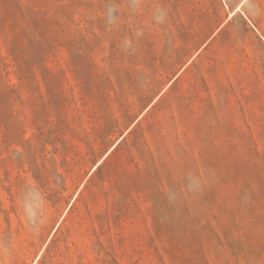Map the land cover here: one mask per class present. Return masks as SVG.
<instances>
[{"label": "rangeland", "instance_id": "obj_1", "mask_svg": "<svg viewBox=\"0 0 264 264\" xmlns=\"http://www.w3.org/2000/svg\"><path fill=\"white\" fill-rule=\"evenodd\" d=\"M0 264H264V0H0Z\"/></svg>", "mask_w": 264, "mask_h": 264}]
</instances>
